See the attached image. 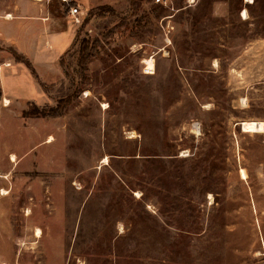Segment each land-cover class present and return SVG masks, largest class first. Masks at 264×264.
I'll return each mask as SVG.
<instances>
[{
	"label": "rangeland",
	"instance_id": "374dc122",
	"mask_svg": "<svg viewBox=\"0 0 264 264\" xmlns=\"http://www.w3.org/2000/svg\"><path fill=\"white\" fill-rule=\"evenodd\" d=\"M67 3L0 48V264H264V0Z\"/></svg>",
	"mask_w": 264,
	"mask_h": 264
},
{
	"label": "crops",
	"instance_id": "0c3cea01",
	"mask_svg": "<svg viewBox=\"0 0 264 264\" xmlns=\"http://www.w3.org/2000/svg\"><path fill=\"white\" fill-rule=\"evenodd\" d=\"M63 1L57 5L46 0H0V48L5 50L9 48L28 60L30 64H37L35 57L38 55H53V57L60 55L59 51L54 49L57 45L56 42L61 43L65 40L62 38L63 34L70 37V26L59 31H52L51 26L55 24L56 18L50 11L66 4L70 7L67 1H76L82 4L89 3L91 0H65L66 4ZM73 6L80 7L79 4ZM61 22H63L62 19ZM36 25L42 26V28L35 38L34 26ZM12 31L14 34L10 36ZM52 32L53 34H51ZM39 41L41 42L39 43ZM47 41L51 44L48 45ZM2 66L9 68L12 64L5 62ZM1 96L8 100L0 82Z\"/></svg>",
	"mask_w": 264,
	"mask_h": 264
},
{
	"label": "bare ground",
	"instance_id": "6f19581e",
	"mask_svg": "<svg viewBox=\"0 0 264 264\" xmlns=\"http://www.w3.org/2000/svg\"><path fill=\"white\" fill-rule=\"evenodd\" d=\"M248 2H252V0H246ZM245 12L243 11L242 12V15L244 16ZM7 18V17H6ZM9 18V17H8ZM166 56V55H165ZM144 62L147 64V73H151L153 72L152 69H153V59L150 58V59H146L144 60ZM215 66V65H214ZM87 95V93H86ZM5 101V105L8 104V100L7 99H4ZM104 103V102H103ZM102 106V105H101ZM103 108L105 107V104H103L102 106ZM241 123V128L244 132H250V133H264V121H255V120H247V121H242L240 122ZM241 130V131H242ZM132 136V135H131ZM53 138L52 136H48L47 137V142L51 141ZM11 154V153H10ZM10 161L11 162H14L15 161V157L13 154L10 155ZM102 162H104V164H106L107 162V157H103L102 158ZM240 174H241V177H245V174L243 172V170L240 171ZM1 189V188H0ZM8 193L7 190L5 189H1L0 190V194L2 195H6ZM210 197V196H209ZM36 234H39V229L36 228ZM5 264V263H4Z\"/></svg>",
	"mask_w": 264,
	"mask_h": 264
},
{
	"label": "trees",
	"instance_id": "16d2710c",
	"mask_svg": "<svg viewBox=\"0 0 264 264\" xmlns=\"http://www.w3.org/2000/svg\"><path fill=\"white\" fill-rule=\"evenodd\" d=\"M110 11H112V9L108 8ZM90 42L89 41H82L80 46H79V52H78V66L79 67H83L85 66V64L88 61L89 58V53H90ZM14 54V58L17 60V62H22L24 63L26 66L31 67V64L28 60H26L24 57H22L21 55L17 54L16 52H13Z\"/></svg>",
	"mask_w": 264,
	"mask_h": 264
},
{
	"label": "built area",
	"instance_id": "2783aa9c",
	"mask_svg": "<svg viewBox=\"0 0 264 264\" xmlns=\"http://www.w3.org/2000/svg\"><path fill=\"white\" fill-rule=\"evenodd\" d=\"M65 1V0H64ZM160 1V0H157ZM69 16L73 19L75 23H79V17L81 16V11H79V8L77 6H70L68 9ZM148 71V70H146Z\"/></svg>",
	"mask_w": 264,
	"mask_h": 264
}]
</instances>
